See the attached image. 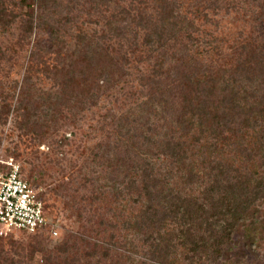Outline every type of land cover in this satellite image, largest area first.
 Wrapping results in <instances>:
<instances>
[{
  "label": "rangeland",
  "instance_id": "rangeland-1",
  "mask_svg": "<svg viewBox=\"0 0 264 264\" xmlns=\"http://www.w3.org/2000/svg\"><path fill=\"white\" fill-rule=\"evenodd\" d=\"M1 1L15 18L0 22V164L10 158L20 164L40 189L50 222L42 231L1 236L0 264L152 263L150 234L138 232L129 221L149 207L161 213V204L155 199L145 203L141 190L129 188L114 164L120 156L134 157L131 134L140 118L148 116L150 131L161 132L171 115L172 102L163 100L165 93L158 97L159 84L151 103L153 84H143L140 75H148L156 62L165 87L175 82L179 68L200 66L218 78L235 73L238 102H255L264 84L259 78L240 80L247 72L236 66L253 43H264V0H50L41 10L34 0ZM168 1L176 5L179 25L166 45L149 55L140 44L145 29L135 16L140 10L155 17ZM66 4L71 5L69 18ZM56 25L60 29L52 36ZM119 25L125 34L113 38V27ZM133 34L135 52L129 49ZM85 55L98 60L91 58L79 71ZM71 74L74 80H65ZM232 126L222 163L227 167L228 157L233 167L264 175V122ZM214 163L196 169L185 184L169 180L170 187L205 205L202 197L212 183ZM205 207L202 213L209 211ZM242 215L244 225L221 247L220 257L189 252L173 239L172 264H264V198Z\"/></svg>",
  "mask_w": 264,
  "mask_h": 264
},
{
  "label": "trees",
  "instance_id": "trees-1",
  "mask_svg": "<svg viewBox=\"0 0 264 264\" xmlns=\"http://www.w3.org/2000/svg\"><path fill=\"white\" fill-rule=\"evenodd\" d=\"M34 2L41 10L50 0ZM70 6L66 4L65 17L68 18ZM175 10V3L168 1L155 17L145 16L142 11H137L136 23L145 29L140 44L147 46L149 55L164 47L170 37L175 35L177 30L175 28L180 22ZM86 11L90 14L89 8H86ZM121 12L129 17L130 10L124 9ZM29 17L33 19V14H29ZM14 18V13L0 0V22L6 23ZM64 23L65 21L62 24ZM113 28V31L111 30L114 33L113 38L125 34V29L120 25ZM59 29L58 25L52 27L51 35L55 36ZM132 36L133 43L129 44V49L135 52V46L138 44L136 35ZM253 46L255 48L247 51L242 61L237 63L238 70L244 66L243 71L247 72V75L239 79L251 83L259 78L264 84V43H253ZM104 51L107 53L106 48ZM91 58L98 60L87 55L80 59L79 71L82 64L89 65ZM122 60L126 61L127 57L122 56ZM188 61L189 59H186L184 64L186 65ZM154 66L148 75L141 74L140 80L143 84H153L155 91L149 93L151 103L157 98L158 84L161 88L158 97L165 93L167 98L165 96L163 100L172 102L169 103L172 106H168L167 110L171 114L168 125L161 132L157 130L152 132L154 130L150 131L148 116L140 118L135 124L137 132L131 134L134 139L132 143L136 148L134 157L120 156L114 164L120 167L122 180L129 188L138 187L145 197V203L154 202L152 200L155 199L161 204L163 211L149 212L151 210L149 207V210L143 209L136 213L129 222L138 232L150 234L146 238L149 241L147 257L150 262L152 261L150 264H172L171 257L175 246L173 239L187 247L189 252H201L215 259L222 255L221 247L230 243L238 226L244 225L246 218L243 217V212L256 199L264 198V175L255 177L253 174L256 172L233 167V162L228 157L225 158L226 167L219 158L222 148L229 143L230 139L226 132L234 130L232 125H246L251 120L264 122V86L259 89L261 93L255 102L241 104L234 90L233 83L237 80L235 73H232L231 77L218 78L200 66L179 68L175 82L165 87L162 85L164 78L161 76L159 62ZM81 76L84 78L83 74ZM65 80H74V77L71 74V78ZM218 80H221V86L216 90ZM169 92L174 94L170 96ZM175 97L176 107L173 106ZM262 155L264 158V151ZM166 160L171 162L170 167H163ZM212 162H215L211 167L212 171H215L211 178L212 183L204 190L202 197L205 199V205L209 206V211L202 213L205 205L198 203L199 199L181 196L178 188L170 187L169 180L175 179L176 183L185 184L195 175L196 169L200 167L207 169L212 166ZM230 166L234 171L232 175ZM173 223L176 227L168 228V225ZM195 229H202V232L198 231L196 234Z\"/></svg>",
  "mask_w": 264,
  "mask_h": 264
},
{
  "label": "built area",
  "instance_id": "built-area-1",
  "mask_svg": "<svg viewBox=\"0 0 264 264\" xmlns=\"http://www.w3.org/2000/svg\"><path fill=\"white\" fill-rule=\"evenodd\" d=\"M49 222L37 185L26 177L20 164L12 158L1 162L0 237L15 231H42Z\"/></svg>",
  "mask_w": 264,
  "mask_h": 264
}]
</instances>
